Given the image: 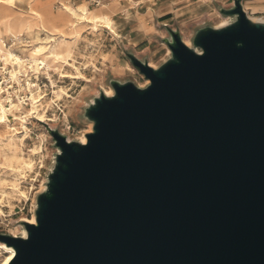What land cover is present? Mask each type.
Segmentation results:
<instances>
[{"label": "water", "instance_id": "obj_1", "mask_svg": "<svg viewBox=\"0 0 264 264\" xmlns=\"http://www.w3.org/2000/svg\"><path fill=\"white\" fill-rule=\"evenodd\" d=\"M224 26L168 58L148 83L110 81L83 110L85 143L43 124L56 149L8 264H264V22L233 0Z\"/></svg>", "mask_w": 264, "mask_h": 264}, {"label": "rangeland", "instance_id": "obj_2", "mask_svg": "<svg viewBox=\"0 0 264 264\" xmlns=\"http://www.w3.org/2000/svg\"><path fill=\"white\" fill-rule=\"evenodd\" d=\"M38 1L40 4L37 5ZM131 1L133 0L121 2L130 3ZM141 1L144 3L141 6L146 4L144 8L128 12H125L123 10L125 8L116 0L109 1L111 4L107 2L100 7L89 5L87 0L62 1L65 10L58 6L60 0L58 3H55V0H11V5L15 9L0 4L1 24L5 22L7 24L9 16H16L23 22L26 17L31 21L30 24L24 22L29 28L15 29L10 34L2 29L0 41L6 35L16 36L26 33L31 36L34 42L27 53L28 58L33 61H36L38 57L42 59L51 48L55 47L58 40L57 34H64L68 38L72 36L68 16L65 14L69 10L73 9L78 13L79 7H84L96 14L107 15L114 23L117 35L101 27H98L96 32L88 27H79L77 37L69 43L71 54L66 62L59 61L53 64L50 59L46 60L44 67L50 69L47 75L51 83L46 81L42 108L41 102L38 103L35 98L31 99L30 104L29 114H34L36 121H50L46 118L45 111L49 116L54 114L55 118L58 116L64 118L66 124H69L68 129L62 127L64 136L71 141L78 140L82 134L87 133L90 124L82 116L84 108L103 89L111 88L110 81L132 82L139 87L146 85V79L129 62V55L155 67L168 58L169 50L165 43L168 35L162 23H166L167 28L179 32L181 39L191 45V39L198 28L205 25H218L225 19L230 21L229 17L220 14L213 4L206 6L208 0H158L154 8L151 4L148 7L147 4L154 0ZM249 1L245 0L243 4L248 16L264 18V4H251ZM230 3V0L218 2L225 9ZM30 9L42 14V19L49 15L51 24L45 21L41 23L34 15L28 14ZM151 9L160 16L153 18L152 22L149 18ZM123 11L124 15L121 16L120 12ZM166 12L168 14L163 15ZM149 20L150 23L147 22ZM41 24L49 33L56 35L52 37L39 30ZM46 37L48 40L45 39ZM39 43L45 45L47 50L34 56L31 52ZM0 57L4 58V65L13 64L16 57L20 62L17 55L13 56L12 52L4 49L2 45H0ZM19 70L21 67L18 66ZM15 71L10 72L12 78L16 77ZM2 108L4 109L0 111V234L14 235L21 233L25 220H29L33 215L36 197L41 187H45L57 151L44 125L33 120L25 121L20 114H15L21 110L20 105H14L13 111H10L12 120L8 119L9 111L0 102V110ZM5 125L8 126L7 131L3 130ZM50 127L59 129L55 124H51ZM2 255L0 260L5 257V254Z\"/></svg>", "mask_w": 264, "mask_h": 264}, {"label": "built area", "instance_id": "obj_3", "mask_svg": "<svg viewBox=\"0 0 264 264\" xmlns=\"http://www.w3.org/2000/svg\"><path fill=\"white\" fill-rule=\"evenodd\" d=\"M59 0H55V3H58ZM67 0H60L58 3L59 7H63V2ZM70 1V0H69ZM74 1V0H73ZM89 5L94 7H100L105 5L107 2L112 0H87ZM121 2L122 0H116ZM34 39L25 34H20L16 36L6 35L1 41L0 45L4 49H7L12 52L13 55H17L20 58V62H13V64H6L0 59V102L5 106V109L9 111L7 114L8 119L12 120L13 116L10 111H13L14 105H20L21 110L19 113L25 121L33 120L36 121L34 114H29L31 99L35 98L38 103L41 102V108L43 98H44V88L46 87V81L51 83L47 73H50V69H46L41 62V57H38L36 61H33L28 58L27 50L33 44ZM14 61V60H12ZM18 66L21 67V70L18 71ZM16 70V77H11L10 72ZM50 76V75H49ZM58 111H61L57 108ZM46 118L50 121L39 122L42 125L45 124L50 127L51 124L58 126V131L64 133L63 128L68 129L69 124H66L64 118H55L54 114L48 115L47 111L44 113ZM31 115L33 117H31ZM64 117V116H63ZM65 120V121H64ZM10 235V234H9Z\"/></svg>", "mask_w": 264, "mask_h": 264}, {"label": "bare ground", "instance_id": "obj_4", "mask_svg": "<svg viewBox=\"0 0 264 264\" xmlns=\"http://www.w3.org/2000/svg\"><path fill=\"white\" fill-rule=\"evenodd\" d=\"M10 2V3H9ZM0 4L6 5L8 7H10V9H15L13 5H11V0H0ZM38 5V4H37ZM42 7V6H41ZM40 7V8H41ZM64 10L66 9L65 6L62 7ZM39 9V8H38ZM37 9V10H38ZM244 9V6H243ZM245 10V9H244ZM30 15H34L36 19L40 20L41 23L47 22L49 24H51V21L49 19V15L45 18L42 19V14L33 11L30 9V12L28 13ZM65 14L68 16V24H69V30L72 29V36H70L69 38L66 37L64 34H57V44L55 45V47L51 48V50L48 51V53H46L41 62L42 64L45 66L46 64V60L50 59L51 63L56 64L59 61H65L66 59L70 56L71 54V49L69 47V43H71L78 34V30L79 27L83 28V27H88L91 31L96 32L98 27L104 28L106 29L108 32L117 35L115 32V27H114V23L110 20V18L107 15L104 14H96L94 11H88L87 9H85L84 7H79L78 9V13L75 12V10H69L68 12H65ZM8 16H6L7 18ZM63 17V16H62ZM24 18V17H23ZM249 18L252 21H260V22H264V18H253L250 17ZM57 19V18H56ZM62 20V19H61ZM29 22V24L31 23L30 20H28L26 17L24 18V22ZM23 20L17 19L16 16H9L7 19V24L0 23V38L2 37V29H4L5 33L10 34V32L12 30L15 29H23V28H29L26 27L24 24ZM59 22V21H58ZM63 22V21H62ZM228 23V20L225 19L223 20L221 23H219L218 25H215L216 27H221L224 26ZM56 25V23H55ZM59 25V24H58ZM60 26V25H59ZM53 27V26H52ZM39 30H42V32H44L45 34H48L49 36H55L54 34L49 33L45 28L44 25L41 24L40 28H38ZM56 29V28H55ZM54 31V30H53ZM18 34V32H17ZM48 36V37H49ZM38 38V37H37ZM47 39V37L45 38ZM53 39V38H51ZM48 40V39H47ZM43 43V42H42ZM48 43V42H47ZM47 43H44L47 45ZM184 43L189 46V42L184 41ZM36 48L33 50V52H31L32 55L34 56H38L41 53H44L47 50V47L45 45L42 44H38L37 46H35ZM14 56V55H13ZM2 62L4 61V58L0 57ZM3 59V60H2ZM16 62H18V58H15ZM149 66L151 67H155L152 64H149ZM48 67V66H47ZM78 78V77H77ZM75 79V78H74ZM148 83V80L145 81V84ZM103 93L106 96H111L113 95V91L111 88L109 89H103ZM4 108H2L0 111H2ZM2 122V121H1ZM3 130H8V126L5 125ZM91 130V123L88 125V129L86 132H90ZM85 135L82 134L81 137L78 138V142L79 143H85ZM45 188L41 187L40 192L43 191ZM34 207V206H33ZM34 211V210H33ZM28 223H33L34 222V215L31 216V218L29 220H25ZM26 233L25 230L23 229L21 231V233L19 234H14L12 236H20V237H25ZM5 254V257L3 259L0 260V264H8L9 261L12 259L14 251L11 247L5 245L4 243L0 242V255ZM3 256V255H2ZM2 258V257H1Z\"/></svg>", "mask_w": 264, "mask_h": 264}, {"label": "crops", "instance_id": "obj_5", "mask_svg": "<svg viewBox=\"0 0 264 264\" xmlns=\"http://www.w3.org/2000/svg\"><path fill=\"white\" fill-rule=\"evenodd\" d=\"M43 1H45V0H43ZM73 1V0H72ZM136 1V3H134ZM155 1V2H154ZM154 1H151V2H149V3H147L148 4V7H150L149 6V4H151V6H152V8H154L155 6H156V4H158V0H154ZM198 1H200V0H198ZM220 0H208V3H207V5L206 6H209L210 4H213V6L217 9V11H219L220 9H225L223 6H221V5H219L218 4V2H219ZM231 1V3H230V5H229V7H231L232 6V4H233V0H230ZM112 2V1H111ZM124 2V1H123ZM123 2H120L119 3V5L120 6H122V7H124L125 9H123V10H125V12H128V11H132V10H136V11H138L139 9H141L142 7L144 8L145 6H146V4L144 5V6H141L142 4H144V3H142V1L141 0H133V1H131L130 3L128 2V3H123ZM245 3V0H241V5H242V7L244 6L243 4ZM249 3H254V4H264V0H250L249 1ZM36 4H40V1H38V3H36ZM108 4H111V3H108ZM107 4V5H108ZM130 4H132V5H134V6H128V5H130ZM33 6H35V4H33ZM32 6V7H33ZM41 7V6H40ZM229 7H227V9L229 8ZM139 8V9H138ZM244 9H246V7L244 6ZM253 10H257V9H253ZM246 12H247V9L245 10ZM148 12V11H147ZM220 13V12H219ZM120 14H121V16H123L124 15V11L123 12H120ZM165 14H168V12H166V13H164L163 15H165ZM163 15H161V16H163ZM158 17H160L159 15H157V14H155V12H154V9H151V13H150V17L149 18H151V22H152V19L153 18H158ZM164 20L166 21L167 20V18L165 17L164 18ZM148 23H150V20L149 21H147ZM163 25H166V27H167V24L166 23H162ZM214 27H216L215 25H214ZM163 28H164V26H163ZM164 30H165V28H164Z\"/></svg>", "mask_w": 264, "mask_h": 264}]
</instances>
